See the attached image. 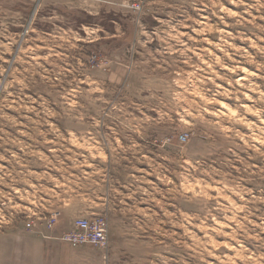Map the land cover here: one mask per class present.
I'll return each instance as SVG.
<instances>
[{"label": "rangeland", "instance_id": "obj_1", "mask_svg": "<svg viewBox=\"0 0 264 264\" xmlns=\"http://www.w3.org/2000/svg\"><path fill=\"white\" fill-rule=\"evenodd\" d=\"M99 217L106 257L65 240ZM31 236L264 264V0H0V264Z\"/></svg>", "mask_w": 264, "mask_h": 264}, {"label": "built area", "instance_id": "obj_2", "mask_svg": "<svg viewBox=\"0 0 264 264\" xmlns=\"http://www.w3.org/2000/svg\"><path fill=\"white\" fill-rule=\"evenodd\" d=\"M65 240L72 245H93L105 251L108 248L106 223L99 217L94 220L79 219L74 223V229L67 234Z\"/></svg>", "mask_w": 264, "mask_h": 264}, {"label": "crops", "instance_id": "obj_3", "mask_svg": "<svg viewBox=\"0 0 264 264\" xmlns=\"http://www.w3.org/2000/svg\"><path fill=\"white\" fill-rule=\"evenodd\" d=\"M48 247L49 243L38 237L31 236L25 240L22 259L19 262L16 259H9L8 264H51L49 260L53 256L48 257L50 255Z\"/></svg>", "mask_w": 264, "mask_h": 264}]
</instances>
